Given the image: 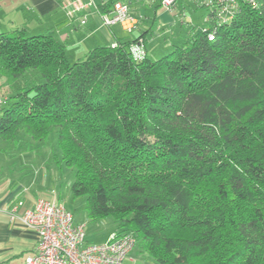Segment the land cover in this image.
Listing matches in <instances>:
<instances>
[{"label": "trees", "instance_id": "trees-1", "mask_svg": "<svg viewBox=\"0 0 264 264\" xmlns=\"http://www.w3.org/2000/svg\"><path fill=\"white\" fill-rule=\"evenodd\" d=\"M138 40L70 62L49 34L0 33V139L53 132L87 217L155 264H264V0L157 58ZM28 69L40 80L14 90Z\"/></svg>", "mask_w": 264, "mask_h": 264}, {"label": "crops", "instance_id": "crops-1", "mask_svg": "<svg viewBox=\"0 0 264 264\" xmlns=\"http://www.w3.org/2000/svg\"><path fill=\"white\" fill-rule=\"evenodd\" d=\"M69 1L0 0V33H12L16 29H22L24 35L49 34L64 46L70 60H77L92 47L112 45L117 39L133 40L139 37L144 44L146 56L150 47L155 48L152 49L154 56L159 57L160 53L165 54L169 47L174 46L172 43L167 44L165 37L157 35L156 28L161 30L174 20V15L180 11L176 7L178 0L170 10L161 9L160 0H122L128 4L129 12L135 18L136 22L131 27L121 23L105 25L98 7L104 0H81L85 5L75 14L70 12L72 6H64ZM184 1L182 0L181 8H184ZM83 17L85 22L81 23ZM1 82L3 81L0 77ZM5 90L2 99L10 92L8 86H5ZM19 145L20 143L16 146ZM9 161L16 160L11 158ZM31 162L27 157L19 159L18 169H12L8 177L0 178V264H24V258L33 252L36 245L35 232L23 226L17 216L11 218L13 206L18 201L23 202L17 211V215H20L24 208H32L41 198L61 202L55 174H47L44 169L41 171L39 166H32ZM49 176L53 181L51 183ZM73 221L84 224L86 242H103L116 230V224L114 230L95 231L87 229L84 221L74 217ZM140 263L150 262L136 247L123 261V264Z\"/></svg>", "mask_w": 264, "mask_h": 264}, {"label": "built area", "instance_id": "built-area-1", "mask_svg": "<svg viewBox=\"0 0 264 264\" xmlns=\"http://www.w3.org/2000/svg\"><path fill=\"white\" fill-rule=\"evenodd\" d=\"M176 0H160V8L170 10ZM241 1L255 5V0H200L207 10L208 24L219 25L229 20L239 9ZM72 6L70 12L77 13L85 5L81 0H70L65 7ZM105 25L115 23L133 26L135 18L130 14L128 4L122 0L112 3L109 11L100 13ZM85 22V17L80 21ZM215 29L207 32L209 40L214 39ZM135 59H141L146 51L141 40L130 46ZM0 96V107L2 104ZM23 205L18 201L12 208L11 218L18 217L26 228L36 234V245L31 254L24 258V264H123L135 246V238L130 234L112 232L103 242L85 241L84 224L73 221L72 212L64 203L55 199H38L32 208H24L20 215L18 209Z\"/></svg>", "mask_w": 264, "mask_h": 264}, {"label": "rangeland", "instance_id": "rangeland-1", "mask_svg": "<svg viewBox=\"0 0 264 264\" xmlns=\"http://www.w3.org/2000/svg\"><path fill=\"white\" fill-rule=\"evenodd\" d=\"M200 0H185L184 8H181L182 0H178L177 6L178 10L174 15V20L163 27L161 30L156 28L157 23L155 24L156 34L159 36H163L167 39V44L172 43L174 45H181L183 40L190 36L197 28L203 27L206 25L205 16L207 14V10L202 7L200 4ZM29 34H26V36ZM160 38V37H159ZM158 45V43H155ZM160 48V45L158 49ZM155 48L150 47V51L148 56L151 58H155L158 56H154ZM171 48L167 51H169ZM166 51V52H167ZM165 52V53H166ZM164 53V52H163ZM163 53L160 55H163ZM67 56V55H66ZM68 57V56H67ZM83 57V55L81 56ZM80 57V58H81ZM78 58V59H80ZM75 58L69 59L70 62L75 61ZM40 80L39 76L33 69H28L25 71L24 75L20 77L18 80L14 81L11 85L12 88L18 89L21 86L33 84ZM2 91H0V94ZM17 136L21 139L19 147H17L16 143L3 141L0 139V178L4 179L9 176L12 169H18V160L27 157L32 160L31 165L34 167L39 166L45 170L47 174H55L56 178V187L58 189V193L60 195V200L65 204V206L72 211L73 217L76 220L84 221L86 223V228L92 229L95 231H102L115 228V222L111 217H106L97 220H91L87 217L86 213V200L84 196H73L71 193V183L73 180V170L71 168L66 167L60 156V150L55 142V135L52 132L46 144H43L42 141H34L28 135H26L23 131H18ZM11 158H14L16 161H9ZM33 160L34 163H33ZM50 183L52 181L51 176H49ZM53 182V181H52ZM50 183L48 185H50ZM90 225V227H88ZM109 230V231H110ZM103 237V235L101 236ZM101 242V241H100ZM136 242V241H135ZM136 249L139 250L137 246ZM146 260H148L147 264H155L154 261L149 258L144 252ZM145 259H143L144 261ZM141 264V263H140ZM143 264V263H142Z\"/></svg>", "mask_w": 264, "mask_h": 264}]
</instances>
